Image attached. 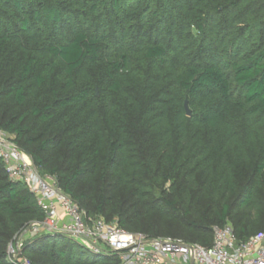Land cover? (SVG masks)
<instances>
[{
    "label": "trees",
    "instance_id": "trees-1",
    "mask_svg": "<svg viewBox=\"0 0 264 264\" xmlns=\"http://www.w3.org/2000/svg\"><path fill=\"white\" fill-rule=\"evenodd\" d=\"M0 130L125 231L264 232V0H0ZM44 216L0 158V264ZM19 257L118 264L52 233Z\"/></svg>",
    "mask_w": 264,
    "mask_h": 264
},
{
    "label": "built area",
    "instance_id": "built-area-1",
    "mask_svg": "<svg viewBox=\"0 0 264 264\" xmlns=\"http://www.w3.org/2000/svg\"><path fill=\"white\" fill-rule=\"evenodd\" d=\"M0 158L8 177L25 183L45 213L42 220L32 221L15 235L14 244L11 242L7 249L10 261L29 264L27 258L19 257L24 241L33 235L52 233L73 238L96 255L114 254L118 264H264V232L238 241L227 222L213 227L209 246L128 232L101 216H87L77 202L63 193L56 178L41 175L30 156L1 130Z\"/></svg>",
    "mask_w": 264,
    "mask_h": 264
},
{
    "label": "water",
    "instance_id": "water-1",
    "mask_svg": "<svg viewBox=\"0 0 264 264\" xmlns=\"http://www.w3.org/2000/svg\"><path fill=\"white\" fill-rule=\"evenodd\" d=\"M184 107H185V109H186V113H187V115H190V110H189V108H188V106H187V102L185 101L184 102Z\"/></svg>",
    "mask_w": 264,
    "mask_h": 264
},
{
    "label": "rangeland",
    "instance_id": "rangeland-1",
    "mask_svg": "<svg viewBox=\"0 0 264 264\" xmlns=\"http://www.w3.org/2000/svg\"><path fill=\"white\" fill-rule=\"evenodd\" d=\"M11 137V136H10ZM24 240V239H23Z\"/></svg>",
    "mask_w": 264,
    "mask_h": 264
}]
</instances>
